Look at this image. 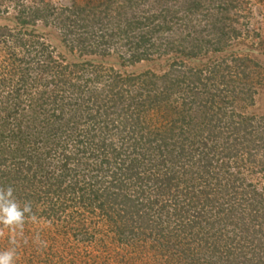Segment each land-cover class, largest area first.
I'll list each match as a JSON object with an SVG mask.
<instances>
[{"label": "trees", "instance_id": "1", "mask_svg": "<svg viewBox=\"0 0 264 264\" xmlns=\"http://www.w3.org/2000/svg\"><path fill=\"white\" fill-rule=\"evenodd\" d=\"M12 1L5 18L23 29L0 25V186L36 220L5 229L0 251L16 264H264V116L246 110L264 66L255 41L236 47L256 32L239 15L248 0ZM50 17L75 60L37 22ZM111 53L158 67L81 57Z\"/></svg>", "mask_w": 264, "mask_h": 264}, {"label": "rangeland", "instance_id": "2", "mask_svg": "<svg viewBox=\"0 0 264 264\" xmlns=\"http://www.w3.org/2000/svg\"><path fill=\"white\" fill-rule=\"evenodd\" d=\"M22 1L25 2V0ZM47 1L52 2L56 6H60L63 3L70 2V0H47ZM12 5H13L12 0H0V25H7L12 29L14 28L23 29L20 28V26H15L14 20H11V18L10 19L5 18L7 17V15L9 16L10 13L12 12V7H13ZM6 7H8V10H6L7 9ZM240 9L241 10H239V15L242 17L241 21H243L245 27L251 30L256 29V32L254 33L258 32L260 33V35H256L250 32V34L247 37H245L244 42L243 39H241L240 41L238 40L236 42V47L237 49H244L246 43H251L255 41L257 50L253 52L252 55L257 59H259L264 66V0H248L247 3L242 4V7H240ZM52 18L53 17L46 19L47 20L46 23H42L39 20L37 22L38 24L42 25L41 26L42 28L50 29L51 32H53L54 35L51 34L52 38H48L53 44V46H55L58 49V51L64 53L65 56H67V58H69L70 60H75L76 58H78L79 55L76 52L72 55H70L69 53H65L64 52L65 47L59 44V40H60L59 37L62 35L61 34L62 29L57 27H55V29L52 28L53 27ZM30 27H32V25H30L26 30L30 31L29 29ZM259 43H262V45ZM81 57L82 59L93 60L94 62H100L105 65H112L123 73L140 72L145 69H149V68L155 69L158 67L155 66L154 63L146 62V61L138 62L135 64L128 63L121 65L120 59L118 55H116L115 53L106 54V55L91 54ZM246 110L251 114H255L256 116H264V80L262 82V85L259 86L255 94L254 104L249 108H247ZM5 233L6 231L3 232V235H0V242L1 241L3 242L4 236L6 235ZM23 263L28 264L29 263L28 258L22 260V264Z\"/></svg>", "mask_w": 264, "mask_h": 264}, {"label": "clouds", "instance_id": "3", "mask_svg": "<svg viewBox=\"0 0 264 264\" xmlns=\"http://www.w3.org/2000/svg\"><path fill=\"white\" fill-rule=\"evenodd\" d=\"M14 192L11 185L0 186V235H3L5 229L10 232L22 230L26 220H36L31 202L21 203ZM0 264H16L15 248L0 251Z\"/></svg>", "mask_w": 264, "mask_h": 264}]
</instances>
